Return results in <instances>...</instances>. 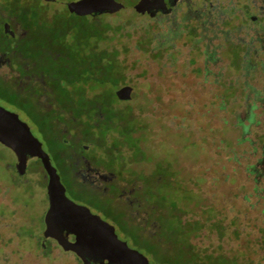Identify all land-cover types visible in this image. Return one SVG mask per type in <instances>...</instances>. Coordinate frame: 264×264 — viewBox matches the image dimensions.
I'll return each mask as SVG.
<instances>
[{"label":"rangeland","instance_id":"1","mask_svg":"<svg viewBox=\"0 0 264 264\" xmlns=\"http://www.w3.org/2000/svg\"><path fill=\"white\" fill-rule=\"evenodd\" d=\"M26 1L30 16L43 22L35 28L44 24L53 46L61 45V31L101 33L111 78L137 94L130 101L109 97L116 113L109 131L119 151L93 175L106 193L96 189L90 196L74 188L67 165L54 156L51 133L30 114L31 102L12 90L21 105L10 106L9 94L0 92L2 105L26 122L49 155L66 196L81 199L150 264H159L150 244L173 247L146 222L144 237L134 241L140 208H149L145 217L154 222L153 207L156 215L189 222L211 218L193 243L214 262L264 264V0L192 1L188 16L172 23L166 22L171 15L150 19L136 0H69L67 9L61 0ZM94 7L105 13L91 16ZM69 43L68 62L86 65L81 46ZM92 70L80 77L90 78V88L98 77ZM46 182L38 159H29L19 174L15 155L0 144V264H77L42 237Z\"/></svg>","mask_w":264,"mask_h":264},{"label":"trees","instance_id":"2","mask_svg":"<svg viewBox=\"0 0 264 264\" xmlns=\"http://www.w3.org/2000/svg\"><path fill=\"white\" fill-rule=\"evenodd\" d=\"M10 5V10L18 12L22 18L27 31L26 43L20 51L35 62L33 71L39 74L45 86L43 88L46 90L35 92L36 96L33 97V102L31 101L32 110L29 113L35 120L43 121L51 133L57 144L54 149L56 159L67 165V172L75 169L73 168L75 161L71 154V151L75 150L85 154L90 163L97 167L116 161L119 147L114 145L116 136L114 137L109 131L116 113L109 97L114 96L113 90L117 89L118 85L125 83H119L111 78L112 66L105 60L110 50L101 48V33L97 30L81 32L76 29L68 36V31H61L59 32L60 36H63L61 45L53 46L44 24H41V30L35 28V24L43 22H38L41 18H35L34 14L30 16L29 1L20 0ZM69 41L81 46L80 62L87 61L86 65L80 67L68 62V53L64 52V45H70ZM89 66H92V71L97 72L98 75L91 81V88L88 76L80 78L84 71H88ZM8 89L0 86V92L6 91L11 97L5 101L6 104L15 107L21 105L20 101L14 100V95L18 92H13L12 88ZM46 92L51 95V98L47 99L51 104L50 109L46 108L49 104L47 101L41 98L43 101L41 102L39 99V96ZM34 107H41L44 112H38L33 109ZM46 112L48 115H45ZM100 125L101 129L95 132V128H99ZM79 185L78 192H85L84 185ZM148 209L145 208L143 212L141 208L139 210L141 216L136 218L138 221L134 223L140 226L141 231L134 241L144 237L142 236L144 222L148 224L147 230L155 228V232L159 230L164 236L169 237L168 239H172L173 247L170 251L160 250L154 242L149 245L150 256L159 261V264H229L227 259L214 262L210 252L198 248L193 243L198 232L202 231L205 225H209L208 223H212L211 218H197L189 222L170 215H156L157 212L151 209L150 217L154 218V222L155 219L158 222L155 226L153 220L150 221L149 217H145L149 216ZM155 232L151 234L153 238L156 236Z\"/></svg>","mask_w":264,"mask_h":264},{"label":"water","instance_id":"3","mask_svg":"<svg viewBox=\"0 0 264 264\" xmlns=\"http://www.w3.org/2000/svg\"><path fill=\"white\" fill-rule=\"evenodd\" d=\"M68 4V0H61ZM149 13L148 0H136ZM102 12L96 8L89 14ZM114 95L121 101L135 99L136 91L129 85L118 87ZM0 144L16 157V170L20 174L27 161L36 158L47 176L48 207L43 217L44 240L53 239L64 250L74 252L82 264H150L146 256L119 239L114 226L91 213L89 208L70 200L65 194L59 174L51 164L49 155L29 126L17 113L0 105ZM74 236V240L69 239Z\"/></svg>","mask_w":264,"mask_h":264},{"label":"flooded vegetation","instance_id":"4","mask_svg":"<svg viewBox=\"0 0 264 264\" xmlns=\"http://www.w3.org/2000/svg\"><path fill=\"white\" fill-rule=\"evenodd\" d=\"M192 1H196L199 4L205 3V0H148L149 13H147L146 11L145 13L152 20L159 18L163 19L164 17L171 15L172 18H167L166 22L172 23L175 22L177 18L188 16L186 15L187 6ZM15 2L18 3L20 2V0H0V86L4 87L5 89L12 88V90L14 89L13 91H17L18 94H21L23 100H29L30 102H33V97L36 96L35 92L38 90H40V92L45 90L43 88L45 86H43L44 83L40 79L39 74L33 71L35 70L33 67L35 65V62H32L25 54L20 51L22 46L26 43L27 39L25 38V36L27 31L24 28L25 25L22 21V18H20L18 12L11 11L9 8V6H11L10 3L15 4ZM29 6L31 7V4ZM64 6L67 9V4H64ZM94 9H96V7H94L88 12L90 13ZM257 10H259V6H257ZM210 12L211 11H208V13ZM102 13H105V11L102 10V12H100L99 14ZM70 14L76 16L74 12H70ZM217 14H215V17H217ZM250 19L252 21H255L256 17L251 16ZM257 25L259 24L257 23ZM260 26H262V24L257 26L256 28ZM259 31H261L262 33V30L258 29H256L254 33L257 35L256 32ZM45 94L39 96V99H49L47 96H45ZM41 102L43 101L41 100ZM47 102L49 103V100H47ZM2 104H4V102L0 101L1 106H3ZM46 108L50 109L51 104L49 103ZM33 109L38 112H44L41 107H34ZM71 152L75 161L73 167L75 169L70 172L74 188L76 189V191H78L80 186L79 184H83L85 187V191L88 190L90 196H92V194L96 195L94 191L97 192V190H102L100 186L96 185L95 180L93 179V175L96 174L97 166L91 164L85 154L78 153L76 150ZM103 193H106V190H104ZM70 200H72L76 204L83 205L89 208L86 204H84L83 201H81V199ZM91 213L98 215V213H95L93 211H91ZM69 239L73 241L74 236H70ZM51 240L55 243V248L57 249L58 253L68 255L71 257V261H74L77 264H82L81 260L74 252L64 251L55 242V240ZM103 263L106 264V261H104Z\"/></svg>","mask_w":264,"mask_h":264}]
</instances>
